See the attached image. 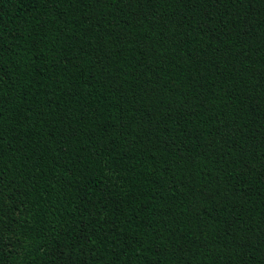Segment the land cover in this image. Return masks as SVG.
<instances>
[{"label": "trees", "instance_id": "1", "mask_svg": "<svg viewBox=\"0 0 264 264\" xmlns=\"http://www.w3.org/2000/svg\"><path fill=\"white\" fill-rule=\"evenodd\" d=\"M0 264H264V0H0Z\"/></svg>", "mask_w": 264, "mask_h": 264}]
</instances>
